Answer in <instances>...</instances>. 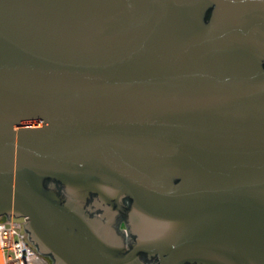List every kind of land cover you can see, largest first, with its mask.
I'll return each instance as SVG.
<instances>
[{"label": "water", "instance_id": "1", "mask_svg": "<svg viewBox=\"0 0 264 264\" xmlns=\"http://www.w3.org/2000/svg\"><path fill=\"white\" fill-rule=\"evenodd\" d=\"M3 216L52 264H264V0H0Z\"/></svg>", "mask_w": 264, "mask_h": 264}, {"label": "built area", "instance_id": "2", "mask_svg": "<svg viewBox=\"0 0 264 264\" xmlns=\"http://www.w3.org/2000/svg\"><path fill=\"white\" fill-rule=\"evenodd\" d=\"M23 223L16 222L13 216L0 217V264H48L28 242Z\"/></svg>", "mask_w": 264, "mask_h": 264}, {"label": "flooded vegetation", "instance_id": "3", "mask_svg": "<svg viewBox=\"0 0 264 264\" xmlns=\"http://www.w3.org/2000/svg\"><path fill=\"white\" fill-rule=\"evenodd\" d=\"M124 202L126 204L128 203L127 200H125ZM4 218L8 219V217H6V216L2 217V219H4ZM15 220H16V222L23 223L22 219L15 218ZM24 225H25V222L23 223V227H24ZM116 228H117V231L124 237L125 241L129 242L131 240L130 228L128 227L127 222L123 217L118 218ZM28 242L32 245V243L29 241V239H28ZM42 256L48 261V264H52L51 258L49 256H44V255H42ZM155 263H156L155 261H152V262H148L147 264H155Z\"/></svg>", "mask_w": 264, "mask_h": 264}, {"label": "bare ground", "instance_id": "4", "mask_svg": "<svg viewBox=\"0 0 264 264\" xmlns=\"http://www.w3.org/2000/svg\"><path fill=\"white\" fill-rule=\"evenodd\" d=\"M1 255V254H0ZM1 263V262H0Z\"/></svg>", "mask_w": 264, "mask_h": 264}, {"label": "trees", "instance_id": "5", "mask_svg": "<svg viewBox=\"0 0 264 264\" xmlns=\"http://www.w3.org/2000/svg\"><path fill=\"white\" fill-rule=\"evenodd\" d=\"M52 261V260H51Z\"/></svg>", "mask_w": 264, "mask_h": 264}]
</instances>
